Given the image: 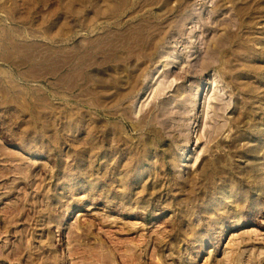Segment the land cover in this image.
<instances>
[{
  "label": "rangeland",
  "instance_id": "rangeland-1",
  "mask_svg": "<svg viewBox=\"0 0 264 264\" xmlns=\"http://www.w3.org/2000/svg\"><path fill=\"white\" fill-rule=\"evenodd\" d=\"M0 264H264V0H0Z\"/></svg>",
  "mask_w": 264,
  "mask_h": 264
}]
</instances>
